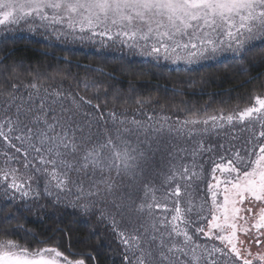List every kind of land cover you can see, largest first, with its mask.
I'll use <instances>...</instances> for the list:
<instances>
[{
  "label": "snow or ice",
  "instance_id": "1",
  "mask_svg": "<svg viewBox=\"0 0 264 264\" xmlns=\"http://www.w3.org/2000/svg\"><path fill=\"white\" fill-rule=\"evenodd\" d=\"M28 20L34 29L38 20L56 40L106 36L123 47H139L156 62L163 57L191 65L225 53L241 62H264V0H0V26ZM256 49L261 51L253 54ZM28 75L30 82L20 79L17 66L0 67V138L17 152L12 141L26 142L24 167L41 173L45 183L41 193L32 188V177L23 182L19 169H0L8 189L22 198L55 197L54 203L85 215L98 213L123 246V264H264V96L227 115L221 110L173 120L163 114L164 106L160 113L148 111L151 99L137 98L130 115L127 107L116 110L114 94L113 108L104 111L80 92L54 87L38 73ZM92 95L98 97L99 90ZM237 121L245 125L250 147L227 164H215V184L208 185L211 207L206 201L199 209L192 201L185 205L197 157L206 151L195 138ZM29 150L35 154L31 162ZM2 155L5 164L16 159ZM161 210L164 216L156 214ZM201 235L221 246L199 243ZM253 243L260 248L255 253ZM75 255L58 247L30 251L0 240V264H86L84 258H70Z\"/></svg>",
  "mask_w": 264,
  "mask_h": 264
},
{
  "label": "trees",
  "instance_id": "2",
  "mask_svg": "<svg viewBox=\"0 0 264 264\" xmlns=\"http://www.w3.org/2000/svg\"><path fill=\"white\" fill-rule=\"evenodd\" d=\"M260 51L256 49L253 54ZM0 62V67L7 65L9 71L12 66H17L21 80L30 82L32 76L28 75L29 71L38 73L41 80L48 79L54 87H63L66 91L80 92L92 98L93 103L101 104L104 111L113 108L112 97L118 94L116 110L127 107L130 115L137 107V98L153 101L146 106L148 111L160 113L161 106H164L163 114L170 115L173 120H182L193 114L204 118L218 115L221 110L244 109L253 103L255 96L264 95V62L255 59L241 62L227 56L197 64L179 65L171 61L156 62L154 59L142 58L120 46L88 47L64 43L40 33H11L0 37ZM53 75L56 76L55 81L50 79ZM61 77H64L62 83ZM2 82L3 77H0ZM105 89L107 96L104 95ZM97 90L99 96L95 97L92 94ZM219 133L211 132L195 138L203 140L206 151L197 157V176L183 197L185 205L192 201L199 209L206 201L211 207L212 194L208 185L215 183V164H226L227 158L237 151L244 154L245 151L239 148L249 146L247 131L246 142H237L241 146H231L227 140L213 135ZM12 143L21 151L17 152L16 148L9 147L0 138V169H3L2 166L8 169L21 168L27 178L32 177V188L38 187L42 193L45 177L33 168L24 167L27 143L22 145L15 140ZM4 152L16 157L15 161L5 164ZM34 155L29 150L27 161L31 162ZM221 157L226 159L221 161ZM163 163L167 164L166 158ZM217 172L216 177L219 175ZM161 180L162 177L158 176L155 183L159 185ZM54 200L55 197L43 195L39 199L22 198L15 190L8 189L0 173V240H12L30 251L58 247L65 254L76 253L70 258H84L86 264H123V246L107 223L98 219V213L85 215L79 209L65 206L64 203L56 204ZM169 207L174 208V205ZM9 214L11 218L6 219ZM171 214L167 213L168 216ZM192 219H196L195 214ZM217 243L221 246L219 241Z\"/></svg>",
  "mask_w": 264,
  "mask_h": 264
},
{
  "label": "rangeland",
  "instance_id": "3",
  "mask_svg": "<svg viewBox=\"0 0 264 264\" xmlns=\"http://www.w3.org/2000/svg\"><path fill=\"white\" fill-rule=\"evenodd\" d=\"M38 26H39L38 20L35 21V29L33 28V21L32 20H28L27 22H22L20 24H15V25H9V24L5 23L4 25L0 26V37L3 35L7 36L8 34H11V33H14V34H18V33H26V34L34 33V34H37V33H40V34H44L48 37H54L51 30L45 31L43 28H39ZM59 27L60 26H57V30H59ZM77 32H78V30H77ZM85 35L87 36L89 34L86 33ZM60 41H62L64 43L81 44V45L88 46V47H105V46L106 47H114V48H117V46L123 47V46H121V44L118 41L112 42V41L108 40V38L106 36L103 38L100 36H96L94 39H91V40L87 39V38H85L83 40H81V39L73 40L71 37H69L67 40L61 39ZM123 48H125V50H128V51L138 55L139 57L146 58V59L147 58L148 59H154L153 57H149L146 54H144L139 47H137V48L123 47ZM145 51H150V48L145 50ZM227 56H230V54L225 53L223 55L218 56L216 59H221V58L227 57ZM162 58L160 59V61H164V59H162ZM201 62H205V61H201ZM182 64L184 65L186 63H179V65H182ZM252 102L253 103L250 106H252L255 103V100L253 99ZM240 110H243V109H240ZM240 110H236V111H240ZM231 112L232 111H226V112H224V114L227 115ZM245 131H246L245 125L240 123L239 121H237L235 124V127L226 125L225 128L218 131V132H220L219 133L220 135L219 134H213V135H215V136L218 135L222 139L227 140L231 146H237L238 144L241 146V144L237 143V142H239V141H241V143L246 142L245 137L248 135L245 133ZM215 132L217 133V131H215ZM248 147H250V145ZM248 147L244 146V147L239 148V149L245 151V149H247ZM234 152H236V151H234ZM231 154H233V153H231ZM233 156L234 155H232V157ZM2 168L5 170L8 169V167H4V166H2ZM217 173H219L217 178L223 179L221 173L219 171ZM2 175H3V173H1V178H3ZM18 175L24 177V180H27V177L21 168H19ZM10 182H11V177H9V183ZM218 198H219L220 203L223 204V185L222 184H221L220 189H219ZM158 215L164 216L165 214L161 210L160 212H158ZM170 216H169V218H170ZM205 230H207L206 227H205ZM197 240L201 244H208L209 246L211 244H213V245L218 246L217 240H215L214 238H205L201 235V236L197 237ZM3 241H6V240H3ZM42 249H44V248H42Z\"/></svg>",
  "mask_w": 264,
  "mask_h": 264
},
{
  "label": "flooded vegetation",
  "instance_id": "4",
  "mask_svg": "<svg viewBox=\"0 0 264 264\" xmlns=\"http://www.w3.org/2000/svg\"><path fill=\"white\" fill-rule=\"evenodd\" d=\"M253 223H255V221H253ZM252 231L255 233L256 229L253 228ZM240 235H241V239H244V238H245V237L243 236L242 233H241ZM259 250H260V248H258V246L255 245V243H253V244H252V247H251V251H252L253 253H255V252L259 251Z\"/></svg>",
  "mask_w": 264,
  "mask_h": 264
}]
</instances>
